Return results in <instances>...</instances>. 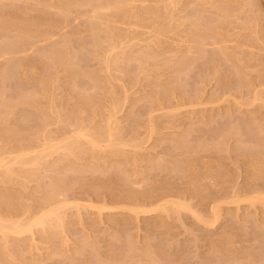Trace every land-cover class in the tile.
<instances>
[{
	"label": "rangeland",
	"instance_id": "374dc122",
	"mask_svg": "<svg viewBox=\"0 0 264 264\" xmlns=\"http://www.w3.org/2000/svg\"><path fill=\"white\" fill-rule=\"evenodd\" d=\"M106 1L0 0V27L7 21L16 22L15 27L13 22L6 23L5 29L1 27L7 31L6 36L0 30V42L7 40L0 43V49L4 43L11 48L6 49L10 53L2 51L4 55H0V102L4 103H0V158L5 159L0 167V218L26 225L34 223L28 231L4 232L6 238L0 231V264H38V261L39 264H97L100 258L104 263L99 264H107L110 260L123 262L129 251L136 256L131 254L133 258L128 253L127 260L116 264L134 261L147 264L145 257L148 264L150 261L154 264L148 258L150 251L160 258V264H264V164L259 172L261 163H256L257 173L262 172L263 176L258 177L260 174L253 170L254 161L262 158L260 153L264 154V0H129L125 4L128 11L96 9ZM61 10L65 12L62 14ZM95 11L100 12V19L91 17ZM2 17H6L5 21ZM92 22L98 31L93 29ZM27 36L35 38L28 40ZM52 52L55 60L49 61ZM101 54H106L109 61L102 56L106 59L103 62ZM7 61L8 72L11 69L14 73L4 74ZM103 63H110L107 66H112L111 69ZM13 66L16 68L12 69ZM80 89L88 94L86 98L82 99L85 95L80 93V96ZM24 94H29L31 101ZM115 102L118 104L113 106ZM77 130L88 134L81 137ZM109 130L112 137L105 140ZM43 132L48 134H45L48 139L43 137ZM76 136L82 139L84 149L89 147L78 154L82 157L77 158L76 154L67 157L61 146L60 151L57 149L65 138ZM94 138L100 143L96 149L90 143ZM20 152L24 159L39 154L42 163L24 165L20 162ZM257 154L261 156L259 159ZM251 156H256L251 161L253 166ZM172 160L178 164L180 161L181 166L174 162L180 166V172L174 171ZM204 160L210 161L213 171L221 161L224 171L218 168L211 175V170L205 168L208 174L203 170ZM70 165L80 168L74 171ZM246 165L252 175L246 172ZM8 168L14 171V175L10 173L16 175L15 179L24 178V185L4 176L9 175L5 173ZM200 171L208 177L203 176L204 183L200 181ZM253 171L258 178L249 177L254 175ZM218 172L223 175H216ZM53 177L55 182L62 180L63 189H60L62 194H56V199L52 197L50 201L45 196L48 192L45 185ZM197 182H201L198 187ZM95 185L100 187L99 191V187L94 189ZM208 189L213 192L209 193ZM113 190H119L120 196L124 192V198L118 195L120 199H117ZM126 190H132L134 195H128ZM125 194L133 197L126 200ZM160 202H167L172 211L161 206L149 210ZM59 204L67 205L62 207V221L59 216L57 221L55 215V220H51L55 213L50 215L51 219L48 217L56 223L49 224L52 226L49 231L53 230L50 236V232L44 233L48 231L46 228L50 229L47 225L50 221L46 225L42 223L44 226L36 225L35 218ZM173 205L180 206V212H174ZM216 210L219 212L214 213ZM162 223L166 228H161ZM222 232L235 237L230 247L237 251L226 249L230 248L226 247L230 237L224 240L227 234ZM218 235L220 238H215ZM131 241L144 259L137 257ZM217 243L222 251L216 247ZM146 245L151 248L148 247L149 252ZM224 249L228 250L227 255H222L227 252ZM128 257L135 260L132 262ZM141 258L145 260L143 263Z\"/></svg>",
	"mask_w": 264,
	"mask_h": 264
},
{
	"label": "bare ground",
	"instance_id": "6f19581e",
	"mask_svg": "<svg viewBox=\"0 0 264 264\" xmlns=\"http://www.w3.org/2000/svg\"><path fill=\"white\" fill-rule=\"evenodd\" d=\"M109 1H110V0H108V2H109ZM128 1H129V0H112V1H110L109 3L106 1V3H105L106 5H105V4L103 5V3H104V2H103V3L101 4V6L99 5L101 1H100V2L98 1L99 4L97 5V8H96V5H95V8L98 9L99 11H103V10H110V11H111V9H112L113 12H114V10H116V12H120L121 10L124 11V9H125V4H129V3H130V1H129V2H128ZM132 1H133V0H132ZM192 1H193V0H192ZM231 1H233V0H231ZM78 2H79V1H78ZM98 2H97V3H98ZM127 2H128V3H127ZM204 2H205V1H204ZM248 2H249V0H248ZM80 3H81V2H80ZM107 3H108V4H107ZM171 3H172V2H171ZM193 3H194V2H193ZM200 3H201V2H200ZM200 3H197V4H200ZM76 4H77V6L80 5V4H78V3H76ZM84 4H85V3H84ZM84 4H82V6H84ZM86 4H87V3H86ZM190 4H191V3H190ZM194 4H195V3H194ZM213 4H214V3H213ZM215 4H217V2H216ZM247 4H248V3H247ZM257 4H258V3H257ZM195 5H196V4H195ZM251 5H252V4H251ZM66 6H67V5H66ZM66 6H65V8H64V6H63V8L66 9ZM68 6H71V5H68ZM168 6H169V5H168ZM168 6H167V7H168ZM188 6H189V5H188ZM192 6H193V5H192ZM205 6H206V5H205ZM212 6L214 7V5H212ZM217 6H218V4H217ZM61 7H62V6H61ZM98 7H99V8H98ZM201 7H202V6H201ZM215 7H216V6H215ZM93 8H94V7H93ZM160 8H161V7H160ZM190 8H191V7H190ZM57 9H58V8H57ZM60 9H61V8H60ZM70 9H71V8H70ZM70 9H69V11H70ZM96 9H95V10H96ZM201 9H202V8H201ZM219 9H220V8H219ZM118 10H120V11H118ZM125 10H126V9H125ZM93 11H94V9H93ZM96 11H97V10H96ZM96 11H95V14H93L91 17L95 16L94 19H95V18H99V19H100V14H99L100 12L98 11L99 13H98V12L96 13ZM126 11H128V10H126ZM133 11H134V10H132L131 12H133ZM163 11H164V10H163ZM165 11L168 12L169 10L167 11V8H166ZM204 11H205V10H204ZM255 11H256V10H255ZM58 12L60 13V11H58ZM61 12H62V14H63V13L65 12V10H64V11L61 10ZM66 12L68 13L67 10H66ZM116 12H115V14H116ZM137 12H138V11H137ZM144 12H145V11H144ZM82 13H83V12H82ZM126 13H128V16H129V13H130V12H126ZM135 13H136V10H135ZM138 13H139V12H138ZM155 13L157 14V12H155ZM160 13H161V12H160ZM196 13H197V12H196ZM83 14H84V13H83ZM97 14H99V16H98ZM118 14H119V13H118ZM139 14H140V13H139ZM197 14H198V13H197ZM124 15L127 16V14H124ZM130 15H131V13H130ZM162 15H163V17H164L166 14H165V15L162 14ZM254 15H255V14H254ZM66 16H67V15H66ZM88 16H89V15H88ZM136 16H137V14H136ZM139 16H140V15H139ZM157 16H158V15H157ZM157 16H156V17H157ZM250 16H251V15H250ZM91 17H90V18H91ZM132 17H133V16H132ZM134 17H135V16H134ZM252 17L254 18L255 16H252ZM2 18H3V17H2ZM2 18H1V19H2ZM13 18H14V17H13ZM76 18H77V16H76ZM87 18H88V17H87ZM137 18H138V17H137ZM140 18H142V17H140ZM196 18H197V17H196ZM220 18H221V17H220ZM245 18H246V17H245ZM253 18H252V19H253ZM4 19H6V17H4L3 20H4ZM91 19H92V18H91ZM252 19H251V20H252ZM7 20H8V19H7ZM7 20H6V21H7ZM9 20H11V19H9ZM12 20H13V19H12ZM14 20H15V19H14ZM158 20H159V19H158ZM195 20H196V19H195ZM247 20H248V19H247ZM4 21H5V20H4ZM23 21H24V20H23ZM29 21H30V20H29ZM90 21H91V20H90ZM92 21H93L94 23L97 22V20H95L96 22H95L94 20H92ZM98 21H100V20H98ZM2 22H3V21H2ZM11 22H13V24L16 23L15 21H10V22L7 21V22L3 23V24L1 25V27L4 28V26H6V23H7V25H8V23L11 24ZM24 22H25V21H24ZM93 22H92V25H93ZM246 22H247V21H246ZM248 22L250 23V21H248ZM19 23H20V22H19ZM19 23H18V25H19ZM26 23H27V22H26ZM29 23H30V22H29ZM35 23H36V22H35ZM35 23H34V24H35ZM55 23H56V22H55ZM89 23H90V22H89ZM194 23H197V22H194ZM251 23H252V22H251ZM0 24H1V22H0ZM156 24H157V23H156ZM20 25H21V24H20ZM20 25H19V26H20ZM25 25H26V24H25ZM27 25H28V24H27ZM29 25H30V24H29ZM41 25H42V24H41ZM41 25L38 24V26H41ZM48 25H49V24H48ZM61 25H63V24H61ZM64 25H65V24H64ZM89 25H90V24H89ZM245 25H246V24H245ZM9 26H10V25H9ZM9 26H8V27H9ZM15 26H16V24L14 25V27H15ZM33 26H35V25H33ZM33 26H31V27H33ZM36 26H37V25H36ZM42 26H43V25H42ZM44 26H45V25H44ZM53 26H54V25H53ZM53 26H51V29H52ZM93 26L95 27L96 25L94 24ZM1 27H0V28H1ZM17 27H18V26H17ZM26 27H27V26H26ZM31 27L29 26L28 28L31 29ZM46 27H47V25H46ZM94 27H93V29H96V28H97V27H95V28H94ZM98 27H99V25H98ZM3 28H1L0 30H3ZM5 28H6V27H5ZM5 28H4V29H5ZM23 28H25V27H23ZM28 28H26V30H27ZM44 28H45V27H44ZM48 28H49V27H48ZM54 28H55V27H54ZM17 29H18V28H16V30H17ZM38 29H39V28H38ZM98 29H99V28H98ZM206 29H208V28H206ZM34 30H35V29H34ZM34 30H33V31L31 30L32 33L34 32ZM44 30L47 31V28L44 29ZM54 30H55V29H54ZM60 30H61V28H60ZM90 30H91V33L93 34V32H92L93 30L91 29V27H90ZM96 30H97V29H96ZM3 31H5V30H3ZM28 31H29V29H28ZM41 31H43V29H42ZM46 31H44V33H45ZM97 31H98V30H97ZM109 31H110V28H109ZM15 32H16V31H15ZM17 32H18V31H17ZM26 32H27V31H26ZM26 32H25V33H26ZM50 32H51V31H50ZM94 32H95V34H97L95 30H94ZM6 33H7V31H5L4 35H5ZM47 33H49V32H47ZM47 33H46V34H47ZM7 34H8V33H7ZM18 34H19V33H18ZM36 34H37V33H36ZM71 34H72V33H71ZM92 34H91V35H92ZM186 34H187V33H186ZM245 34H246V33H245ZM248 34H249V33H248ZM14 35H15V34H14ZM14 35H13V37H14ZM16 35H17V33H16ZM16 35H15V36H16ZM28 35H29V33H28ZM40 35L42 36V34H40ZM44 35H45V34H44ZM44 35H43V37H44ZM242 35H243V34H242ZM5 36H6V35H5ZM5 36H4V37H5ZM35 36H36V35H35ZM66 36H67V34H66ZM70 36H72V35H70ZM4 37H3V38H4ZM10 37H12V36H10ZM18 37H19V36H18ZM37 37H38V36H37ZM68 37H69V36H68ZM68 37L66 38V40L68 39ZM5 38H6V37H5ZM7 38H8V37H7ZM30 38H31V36H30ZM30 38H28V36H27L26 39L30 40ZM32 38H35V37H32ZM32 38H31V39H32ZM111 38H112V37H111ZM194 38H195V37H194ZM20 39H21V38H20ZM22 39H23V38H22ZM45 39H46V38H45ZM63 39H64V38H63ZM71 39H72V38H71ZM91 39H92V38H91ZM113 39H114V38H113ZM199 39H200V38H199ZM28 40H27V41H28ZM59 40H60V39H59ZM64 40H65V39H64ZM68 40H70V39H68ZM92 40H93V39H92ZM99 40H100V39H99ZM101 40H102V38H101ZM109 40H110V39H109ZM111 40H112V39H111ZM244 40H245V39H244ZM246 40H247V39H246ZM2 41H7V40H2ZM2 41L0 42L1 44H2ZM8 41H9V40H8ZM19 41H21V40H18V39H17L18 44L21 43V42H19ZM23 41H24V40H23ZM61 41H62V39H61ZM104 41H105V39H104ZM9 42H10V41H9ZM35 42H36V41H35ZM96 42H97V41H96ZM96 42H95V43H96ZM102 42H103V40H102ZM112 42H114V41L112 40ZM10 43H11V42H10ZM15 43H16V39H15ZM29 43H30V42H29ZM65 43H66V41H65ZM97 43H98V42H97ZM109 43H110V42H109ZM195 43H196V42H195ZM195 43H194V44H195ZM34 44H35V43H34ZM36 44H37V43H36ZM36 44H35V45H36ZM63 44H64V43H62V45H63ZM241 44H242V43H241ZM3 45H5V47H3ZM3 45H1V46H2L3 48H5V50H4L2 47H1L2 50L0 49V50H1L0 55L2 54V56L7 52L6 49H7V50H10V49H11L9 46H7L8 43H7V44L4 43ZM16 45H17V43L15 44V46H16ZM26 45H27V44H26ZM65 45L67 46V43H66ZM112 45H113V47H114V48H113V50H114V49L116 48V47L114 46L115 44H112ZM66 46H65V47H66ZM200 46H201V45H200ZM7 47H8V48H7ZM17 47H19V46H17ZM26 47H27V46H26ZM30 47H31V46H30ZM90 47H93V46L90 45ZM99 47H100V45H99ZM99 47H97V48H99ZM9 48H10V49H9ZM22 48H23V47H22ZM50 49H51V48H50ZM52 49H53V48H52ZM91 49H92V48H91ZM95 49H96V48H95ZM110 49H112V48H110ZM45 50H46V49H45ZM66 50H67V48H66ZM66 50H64V51H66ZM98 50H100V49H98ZM189 50H190V49H189ZM189 50H188V51H189ZM2 51L4 52V54H3ZM5 51H6V52H5ZM11 51H12V50H11ZM93 51H94V50H93ZM204 51H205V50H204ZM204 51H203V52H204ZM12 52H13V51H12ZM45 52H47V51H45ZM94 52H95V51H94ZM94 52H93V53H94ZM111 52H112V51H111ZM223 52H224V50H223ZM226 52H227V51H226ZM8 53H10V52L8 51L6 54H8ZM53 53H54V52H52V54H51L50 56H52ZM55 53H56V52H55ZM66 53H67V52H66ZM107 53H110V52L108 51ZM220 53H221V52H220ZM40 54H41V53H40ZM56 54H57V53H56ZM60 54H61V53H60ZM60 54H59V55H60ZM62 54H63V53H62ZM62 54H61V56H62ZM69 54H70V53H69ZM69 54H67V55H69ZM111 54H112V53H111ZM111 54H109V55H107V56L109 57ZM224 54H225V53H224ZM224 54H223V55H224ZM70 55H71V54H70ZM96 55H97V54H96ZM105 55H106V54H105ZM105 55H102V54H101V58H102V56H103V57H106ZM113 55H115V54H113ZM117 55H118V54H117ZM179 55H180V54H179ZM188 55H189V54H188ZM53 56H54V55H53ZM53 56L49 59V61H50L51 59H54V60H55V57H53ZM61 56H60V57H61ZM72 56H73V55H72ZM98 56H99V54H98ZM182 56H183V55H182ZM186 56H187V55H186ZM186 56H185V57H186ZM10 57H11V56H10ZM10 57H9V58H10ZM45 57H46V56H45ZM58 57H59V56H58ZM74 57H75V56H74ZM111 57H112V56H111ZM114 57H115V56H114ZM114 57H113V60H114ZM126 57H127V56H126ZM47 58H49V57H47ZM62 58H63V56H62ZM106 58H107V57H106ZM137 58H138V57H137ZM180 58H181V57H180ZM182 58H183V57H182ZM12 59H13V58H12ZM12 59H11L10 62H9L10 65H11V64L13 65V62H12V61H14V60H12ZM57 59H58V58H57ZM107 59H108L107 61H109V58H107ZM125 59H126V58H125ZM177 59H178V58H177ZM190 59H191V56H190ZM190 59H189V60H190ZM8 60H9V59H8ZM58 60H60V58H59ZM58 60H57V62H58ZM103 60H104V58H102V61H103ZM105 60H106V59H105ZM105 60H104V61H105ZM110 60L112 61V58H111ZM183 60H184V59H183ZM60 61H61V60H60ZM63 61H64V60H63ZM73 61H75V60H73V58H72V62H73ZM104 61H103V62H104ZM127 61H130V60H128V58H127ZM140 61H141V59H140ZM11 62H12V63H11ZM55 62H56V61H55ZM57 62H56V63H57ZM65 62H66V61H65ZM65 62H64V63H65ZM175 62H176V61H175ZM188 62H190V61H188ZM56 63H55L54 65H56ZM61 63H62V62H61ZM73 63H74V62H73ZM113 63H115V61H113ZM113 63H112V64H113ZM177 63H178V62H177ZM177 63H176V64H177ZM6 64H7L8 66L6 67L5 72L3 71L4 68H5V66H4L3 69H2V73L4 72V74L6 73V71L8 72L9 67H10L9 64H8V61H7ZM6 64H5V65H6ZM17 64H18V63H17ZM20 64H21V62H20ZM20 64H19V65H20ZM49 64L52 65V63H50V62H49ZM70 64H71V63H70ZM103 64H104V63H103ZM109 64H110V63H108L107 65H109ZM185 64H187V63H185ZM12 65H11V67H12ZM57 65H58V64H57ZM57 65H56V66H57ZM104 65H106V63H105ZM107 65H106V66H107ZM16 66H18V65H16ZM66 66H67V65H66ZM69 66H70V65H69ZM106 66H105V68L108 67V69H111V67H112V66H111V67H110V66H107V67H106ZM124 66H125V65H124ZM22 67H23V66H22ZM52 67H53V66H52ZM109 67H110V68H109ZM181 67H182V66H181ZM189 67H190V66H189ZM7 68H8V69H7ZM14 68H16V67L13 66L12 69H14ZM49 68H51V66H50ZM53 68H54V67H53ZM56 68H57V67H56ZM68 68H69V67H68ZM187 68H188V67H187ZM182 69H183V68H182ZM106 70H107V69H106ZM184 70H185V69H184ZM10 71H11V69H10ZM10 71H9L8 73H10ZM107 71H108V70H107ZM110 71H111V70H110ZM14 72H15V71H14ZM14 72L11 71V73H14ZM109 73L112 74V72H109ZM109 73H108V74H109ZM6 75H7V74H6ZM6 75H5V76H6ZM5 76H4V77H5ZM111 76H112V75H111ZM2 77H3V76H2ZM91 78H92V77H91ZM111 78H112V77H111ZM176 78H177V77H176ZM53 79H54V78H53ZM55 79H56V78H55ZM74 79H76V78H74ZM74 79H73V81H74V84H75L76 80H74ZM97 80H98V79H97ZM56 81H57V80H56ZM56 81H55V82H56ZM90 81H91V80H90ZM178 81H179V80H178ZM98 82H99V81H98ZM180 82H181V80H180ZM182 82H183V81H182ZM182 82H181V84H182ZM76 84H77V83H76ZM181 84H180V85H181ZM78 85H79V84H78ZM78 85H76V86L78 87ZM93 85H94V84H93ZM76 86H75V87H76ZM73 87H74V85H73ZM77 87H76V88H77ZM83 88H84V87H83ZM93 88H94V86H93ZM93 88H91V89H93ZM76 90H77V89H76ZM81 90L83 91L84 89H80V92H78V91H77V92L80 94V93H82ZM89 90H90V89H89ZM94 90H95V89H94ZM94 90H92V91H94ZM114 91H115V90H114ZM86 92H88V91H86ZM90 92H91V91H90ZM115 92H116V91H115ZM28 93H29V92H28ZM43 93H44V92H43ZM50 93H51V92H50ZM84 93H85V91L82 93V95H83ZM35 94H36V93H35ZM52 94H53V93H52ZM86 94H87V93H86ZM86 94H84L85 96H83L82 99H83V98H86ZM116 94H118V93H116ZM24 95H25V94H24ZM82 95L80 94V96H82ZM87 95H88V94H87ZM90 95H91V94H90ZM93 95H94V94H93ZM113 95H114V94H113ZM21 96H23V95H21ZM25 96L28 98L30 95L28 94V96H27V95H25ZM91 96H92V95H91ZM91 96H90V97H91ZM94 96H95V95H94ZM94 96H93V97H94ZM19 97H20V96H19ZM23 97H24V96H23ZM26 97H25V98H26ZM31 97H32V96H31ZM50 97H51V96H50ZM87 97H89V96H87ZM93 97H92V99H93ZM114 97H117V96H116V95L113 96V100H112V102L114 101ZM21 98H22V97H21ZM21 98H20V99H21ZM111 98H112V97H111ZM28 99H29V98H28ZM28 99H27V100L25 99V100L28 102ZM2 100H3V99H2ZM54 100H55V99H54ZM87 100H88V99H87ZM22 101H23V98H22ZM22 101H21V102H22ZM29 101H31V100L29 99ZM51 101H52V100H51ZM116 101H117V99H116ZM6 102H7V101H6ZM9 102H10V101H9ZM23 102H24V101H23ZM52 102H53V101H52ZM88 102H89V100H88ZM92 102H93V101H92ZM92 102H91V103H92ZM117 102L119 103V101H117ZM117 102H115L116 104H115V103H112L113 106H114V105H117V104H118ZM0 103H3V102H0ZM17 103H18V101H17ZM30 103H31V102H30ZM83 103H84V101H83ZM93 103H94V102H93ZM3 104H4V103H3ZM10 104H11V103H10ZM15 104H16V103H15ZM15 104H14V105H15ZM18 104H19V103H18ZM33 104L35 105V102H34ZM52 104H53V103H52ZM7 105H9V104H7ZM12 105H13V104H12ZM12 105H11V106H12ZM31 105H32V103H31ZM34 105H33V106H34ZM53 105H54V104H53ZM84 105H85V104H84ZM38 106H39V105H37L36 109L39 108ZM77 107H78V106H77ZM13 108H14V107H13ZM13 108L11 107L12 110H13ZM51 108H52V107H51ZM81 108H82V107H81ZM81 108H80V111H82V112L84 113V111H83ZM4 109H5V108H4ZM42 109H43V108H42ZM78 109H79V107H78ZM87 109H88V108H87ZM5 110H6V109H5ZM45 110H46V109H45ZM51 110H52V109H51ZM84 110H86V109H84ZM13 111H14V110H13ZM41 111H42V110H41ZM49 111H50V110H49ZM78 111H79V110H78ZM85 112H86V111H85ZM2 113H5V112L3 111ZM6 113H7V111H6ZM10 113H12V112H10ZM10 113H9V114H10ZM45 113H47V112H45ZM40 114H41V113H40ZM22 115H23V114H22ZM50 115H51V113H50ZM50 115H49V117H50ZM73 115H74V114H73ZM73 115H71V116H73ZM41 116H42V115H41ZM69 116H70V115H69ZM69 116H68V117H69ZM22 117H23V116H22ZM46 117H47V116H46ZM63 118H64V117H63ZM47 119H48V117H47ZM64 119H65V118H64ZM66 119H67V118H66ZM68 119H69V118H68ZM70 119H71V117H70ZM75 119H76V118H75ZM75 119H73V120L75 121ZM61 120H62V119H61ZM65 122H67V120H66ZM70 123H71V122H70ZM74 123L77 124V122H74ZM74 123H72V124H74ZM235 127H237V126L235 125ZM238 128H239V127H238ZM79 129H80V128H79ZM80 130H81V129H80ZM83 130H85V129H83ZM97 130L99 131V129H97ZM77 131H78V132H77L78 135L80 134L81 137L83 136V135H81V134H83V133H84V136H86V134H88L87 132L85 133L84 131H79V130H77ZM93 131H94V130H93ZM89 132H90V131H89ZM109 132H110V130H109V131L107 132V134H106V135H108L109 137L107 136V138H106L105 136H103V137H105V138H104L105 140L108 139V138L110 139V138L112 137V136H110L112 132H111L110 134H109ZM98 133H99V132H98ZM100 133H101V131H100ZM45 134H46V133H45ZM45 134H44V132H43V137H44ZM103 134H105V133H103ZM112 134H113V133H112ZM115 134H116V133H115ZM46 135L48 136V134H46ZM46 135H45V137H46V139H48V137H47ZM89 135H91V134H89ZM94 135H95V133H93V136H94ZM96 135H98V134H96ZM101 135H102V134H101ZM51 136H52V135H51ZM51 136L49 135V137H51ZM80 136H76V137H74V138H69V139H68V138H65L66 141H65V139H64V141L61 142L60 145H58L57 149L59 148V146H61V149L63 148V149H62V151L64 152L63 154L66 155V156H67V155H70V156H71V154H72L73 156L76 154L75 156H77V155L80 154V153H81V154L84 153V150H86L87 147L84 149L85 146H83L82 139L80 138ZM87 136H88V135H87ZM99 136H100V135H99ZM97 137H98V136H97ZM97 137H96V138H97ZM55 138H56V137H55ZM96 138L91 139V141H90V143H91V145H92L91 148L96 149V147L98 146V144H100V143H98L99 141H97L98 139H96ZM100 138H101V137H100ZM44 139H45V138H44ZM50 139H51V138H50ZM18 140H19V139H18ZM52 140H53V139H52ZM52 140H51V141H52ZM221 141H222V140H221ZM47 142H48V141H47ZM217 142H219V141H217ZM244 142H245V141H244ZM248 142H249V141H248ZM45 143H46V140H45ZM122 143H127V141H126V142H122ZM251 143L253 144V142H251ZM216 144H217V143H216ZM220 144H221V143H220ZM222 144H223V143H222ZM222 144H221V145H222ZM123 145H124V144H123ZM125 145H126V144H125ZM218 145H219V143H218ZM253 145H254L253 147H255V144H253ZM56 146H57V145H56ZM56 146H54V147H56ZM87 146H88V145H87ZM246 146H247V145H246ZM256 146H257V145H256ZM98 147H99V146H98ZM98 147H97V148H98ZM247 147H248V146H247ZM257 147H259V146H257ZM21 148H22V147H21ZM21 148H20V149H21ZM88 148H89V147H88ZM88 148H87V149H88ZM263 148H264V147H263ZM54 149H55V148H54ZM94 149H93V150L91 149V150L94 151ZM21 150H23V149H21ZM21 150H20V151H21ZM258 150H260V149H258ZM57 151H58V150H57ZM59 151H60V148H59ZM86 151H87V150H86ZM0 152H1V151H0ZM24 152H25V151H24ZM24 152H23V153H24ZM94 152H95V151H94ZM195 152H196V151H195ZM250 152H251V151H250ZM256 152H259V151H255V153H256ZM260 152H262V151L260 150ZM260 152H259V153H260ZM21 153H22V152H20V157H21L20 160H21V161H20V160H19V161L22 162V164H24V165H25V164H28V163H29V164L31 163V165H32L33 163H35V164H37V163H38V164H41V163H42V162H41L42 160H40L41 157H39V154H38V156L36 155L34 158L31 157V159L26 158V156H25V154H24V156H25V159H24V157L22 158ZM59 153H60V152H59ZM253 153H254V152H253ZM253 153H252V154H253ZM255 153H254V155H255ZM260 154H261L262 158L259 159V157H261V156H259V154H257V155H258L257 158H258L259 160L256 159L257 162H256V160H255L254 163H253V164H255V165H254L255 167H256V166H257V167L260 166V167L258 168L259 170L257 169V167H256V168H255V167L253 168V170H254V169H255V170L257 169L259 172H260V170H261L262 165L264 164V162H263V161H264V157H263L264 154H263V153H260ZM262 154H263V155H262ZM83 155H84V154H83ZM250 155H251V153H250ZM257 155H256V156H257ZM40 156H41V154H40ZM66 156H64V157L67 158L68 156H67V157H66ZM70 156H69V157H70ZM80 156H81V155H78L77 158H79ZM256 156H251V157H252V159L250 158V163H251V165H252V162H253L252 160L255 159ZM16 157H17L16 159L18 160V159H19V158H18V155H16ZM64 157H62V158H64ZM81 157H82V156H81ZM253 157H255V158H253ZM1 158H2V157H1ZM1 158H0V167H1V165L4 166V164H5V161H4L5 159H3V158L1 159ZM38 158H39V159H38ZM65 158H64V159H65ZM210 158H211V157H210ZM22 159L25 160V161H22ZM32 159H33V160H32ZM199 159H200V158H199ZM212 159H213V158H212ZM246 160H247V159H246ZM248 160H249V159H248ZM248 160H247V161H248ZM26 161H27V162H26ZM38 161H39L40 163H39ZM172 161H173V160H172ZM193 161H194V160H193ZM205 161H206V160H204V163H205L204 165H206V166H203V167H204L203 170H205V171L207 172L206 169H208L209 171H210L211 169H213L212 166H211L210 161H208V160H207L206 162H205ZM251 161H252V162H251ZM258 161L261 163V165H259V166H258V164H259ZM24 162H25V163H24ZM174 162L177 163V165H180V161H179V164H178V162H176L175 160L173 161V163H174ZM220 162H221V161H220ZM220 162L218 161V164L215 165V167L217 166V167H216L217 169H215V170H218V168H222L223 163L220 165ZM262 162H263V163H262ZM74 163L76 164V162H74ZM156 163H158V162L156 161L155 164H156ZM164 163H165V161H164ZM166 163H167V162H166ZM173 163H171V165H172ZM175 163H174L173 167L175 166L177 169L175 168L174 171L180 172V169H181V168H179V167H180L181 165H180L179 167H177V166L175 165ZM216 163H217V161H216ZM256 163H258V164H256ZM169 164H170V163H169ZM169 164H168V166H169ZM247 164H248V162H247ZM47 165H50V164H47ZM68 165H69V164H68ZM72 165H73V164H72ZM88 165H89V168L91 169L92 166L90 167V164H88ZM114 165H115V164H114ZM116 165H117V164H116ZM162 165H163V164H162ZM218 165H219V167H218ZM251 165H248V166H251ZM117 166H118V165H117ZM155 166H156V165H155ZM157 166L159 167V164H157ZM220 166H221V167H220ZM252 166H253V165H252ZM72 167H73V168H72ZM118 167H119V166H118ZM120 167H121V165H120ZM120 167H119V168H120ZM160 167H161V165H160ZM164 167H165V166H164ZM166 167H167V166H166ZM169 167H170V166H169ZM215 167H214V168H215ZM224 167H225V166H224ZM44 168H45V167H44ZM70 168H71L72 170L74 169V171H75V169L77 170V168H78V170H79L80 165H79V167H77V168H75L74 166H71V165H70ZM81 168L83 169L84 167H81ZM167 168H168V167H167ZM171 168H172V167H171ZM194 168H195V167H194ZM196 168H199V167H196ZM205 168H206V169H205ZM262 168L264 169V167H262ZM82 169H81V170H82ZM173 169H174V168H173ZM173 169H170V171H172ZM200 169H201V168H199V170H200ZM222 169H223V168H222ZM222 169H221V171H224V169H223V170H222ZM225 169H227V168H225ZM248 169H249V167H248ZM0 170H1V169H0ZM78 170H77V171H78ZM178 170H179V171H178ZM191 170H194V171H195V169H193V167H192ZM201 170H202V169H201ZM215 170H214V171H215ZM227 170H228V169H227ZM250 170H252V169H250ZM257 170H256V173H257ZM31 171L33 172V169H32ZM61 171H62V170H61ZM196 171H198V170H196ZM214 171L211 170V171H210V174H211V175H215L216 172L214 173ZM261 171H262V170H261ZM6 172H8V173H6ZM10 172L12 173V172H14V171L11 170V168H10V169L8 168V170H6L5 173H6V174H9L10 177H9V175H4V176H7L8 179L11 178V177H13L12 179H13V180H17V181H19V179H21V178H19L20 176L17 177V178H19V179H15V178H16V177H15L16 175L13 176L15 173H12L13 175L11 176V173H10ZM34 172H36V171H34ZM58 172H59V171H58ZM198 172H199V171H198ZM206 172H204V171L201 172V171H200V173H201L202 175H201L200 173H197V174H196L197 176H198V174H200V175L202 176V177H201V176L199 175V179H200V177H201L200 181L202 180L203 183H204L203 176H204V178H205V176L207 177ZM211 172H213V173H211ZM228 172H229V170H228ZM246 172H247V165H246ZM249 172H251V171H248V172H247L248 175H252V172H251L250 174H249ZM254 172H255V171H253V174H254ZM28 173H30L31 176H34V175H35L34 173H31V172H29V171H28ZM59 173H60V172H59ZM62 173H63V172H62ZM195 173H196V172H195ZM207 173H208V172H207ZM219 173H220V174H219ZM222 173H223V172H218V174H216V175L221 176ZM224 173H226V172H224ZM256 173H255L253 176H249V177H255V178H258L259 176L261 177V175L264 173V171H263V173L261 172V174H260V173H257V174H260V175H257L258 177L256 176ZM32 174H34V175H32ZM193 174H194V172H193ZM203 174H205V175H203ZM208 174H209V173H208ZM226 174H228V173H226ZM196 175H194V176H196ZM222 175H223V174H222ZM228 175H230V174H228ZM248 175H247V176H248ZM24 176H29V174H28V175L25 174ZM35 176H36V175H35ZM57 176H60V175H57ZM61 176H62V175H61ZM262 176H263V175H262ZM22 177H23V176H22ZM29 177H30V176H29ZM191 177H192V176H191ZM214 177H215V176H214ZM214 177H213V178H214ZM217 177H218V176H217ZM26 178L28 179V177H26ZM55 178H56V177H55ZM55 178L53 177V179H52L51 181L53 182V181L55 180ZM61 178H63V177H60V179H61ZM196 178H197V177H196ZM207 178H208V177H207ZM207 178H206V179H207ZM210 178H211V177H210ZM12 179H11V180H12ZM214 179H215V178H214ZM57 180H59V179H57ZM190 180H191V179H190ZM194 180H195V179H194ZM20 181H21V180H20ZM20 181H19V182H20ZM23 181H24V178H23V180L21 181L22 185H24L23 183H25V182H23ZM25 181H26V180H25ZM196 181H197V180H196ZM198 181H199V180H198ZM257 181H258V180H257ZM52 182H50V183H48L47 185H45V187L47 186V190H48L47 194L45 193V194H46L45 196H48L49 199L52 198V197H53V199H56V198H54V197H57V195L62 194V192L60 191V189H61L60 187L63 186V184H62L63 182H62V180H61L59 183H58V181H56V182L58 183V185L55 184V183H56L55 181H54V183H52ZM133 182H134V181H133ZM133 182H132V183H133ZM190 182H191V181H190ZM253 182L255 183V182H256V179H255ZM253 182H251V183H253ZM134 183H135V182H134ZM193 183H194V182H193ZM199 183H201V182H199ZM199 183L197 182V187H198L199 185H201V184H199ZM203 183H202V185H205V184H203ZM50 184H51V185H50ZM61 184H62V185H61ZM194 184H195V183H194ZM194 184H193V186H194ZM198 184H199V185H198ZM48 185H49V186H48ZM190 185H191V184H190ZM219 185H220V184H219ZM96 186H97V185H95V188H94L95 190L99 187V186H98V187H96ZM205 186H206V185H205ZM220 186H221V185H220ZM38 187H39V184H38ZM40 187H42V186H40ZM40 187H39V188H40ZM43 187H44V186H43ZM48 187H49V188H48ZM58 187H59V188H58ZM194 187H195V186H194ZM197 187H196V188H197ZM203 187H204V186H203ZM203 187L201 186L200 188H203ZM108 188H109V187H108ZM191 188H192V186H191ZM196 188H195V189H196ZM205 188H208V186L205 187ZM62 189H63V188H62ZM62 189H61V190H62ZM112 189H113V186H112ZM192 189H193V188H192ZM192 189H191V190H192ZM195 189H194V190H195ZM41 190H42V189H41ZM99 190H100V187H99L98 191H99ZM128 190H129V189H128ZM128 190H126L125 193H127L128 195H129V193H130V195H131V194H132V193H131L132 190H131V192H129ZM204 190H206V189H204ZM118 191H119V190H118ZM118 191H114V190H113V192H116V193H117ZM127 191H128V192H127ZM196 191H197V190H196ZM196 191H195V193H196ZM199 191H200V190H199ZM201 191H202L201 193L204 192L203 190H201ZM209 191H211V193L213 192V190H209V189H208V192H209ZM40 192H41V191H40ZM45 192H46V191H45ZM96 192H97V191H96ZM122 192H123V191H121L120 193H122ZM208 192L206 191V193H208ZM116 193H114V194H116ZM201 193H200V194H201ZM209 193H210V192H209ZM56 194H57V195H56ZM122 194H124V192H123ZM122 194H121V196H122V198H124V197H123L124 195H122ZM198 194H199V193H198ZM204 194H205V192H204ZM204 194H203V195H204ZM43 195H44V193H43ZM118 195H119V197L121 198V196H120L119 193L116 194V198H117ZM125 195H126V194H125ZM128 195H126V196H128ZM132 195H134V194H132ZM205 195H208V194H205ZM45 196H43V197H45ZM114 196H115V195H114ZM201 196H202V195H201ZM119 197H118V198H119ZM130 197L132 198L133 196H128V198H127V197H125V198H127L126 200H128ZM202 197H203V196H202ZM202 197H201V198H202ZM206 197H207V196H206ZM116 198H114V199H116ZM118 198H117V199H118ZM120 198H119V199H120ZM44 199H46V198H44ZM49 199L47 198V200H49ZM123 200H124V199H123ZM261 200H262V199H261ZM50 201H51V199H50ZM52 201H54V200H52ZM117 201H119V200H117ZM121 201H122V199H121ZM129 201H131V199H130ZM263 201H264V199H263ZM44 202H49V201H45V200H44ZM119 202H120V201H119ZM123 202H125V200H124ZM261 202H262V201H261ZM151 203H152V202H151ZM158 204H159V205H157V206H155V207H152V208L149 209V210L157 209L158 206H161V209L164 207V208H165L164 210H166V208H169L170 210L167 209L168 211H172V209H173V208H171V207L169 206V204H168L167 202H163V203L160 202V203H158ZM64 205H67V204H62V205L59 204V205H57V207L55 206L52 210H49V212L46 211V212H44L43 214H41V216H43V217L39 216V218H38V217L35 218L36 220H35V219H34V220H35V222H37L36 225H38V223H39V225L42 224V223H43L44 225H46L47 222H49V221H50V222L47 224L48 226H49L50 223H51V225H52V223H53V224H56V223H54V222H51V220H55V219H53V218L55 217V218H57V221H58V217H57V216L61 217V220H60V221H62V218H63L62 215H63V214L61 215V213H62V209H63L62 207H63ZM173 207H175V209L173 210L174 212H175V210L180 212V210H181V209H180V206H178V205H173ZM176 207H177V209H176ZM103 208H104V207H103ZM135 209H136V208H135ZM159 209H160V208H159ZM161 209H160V210H161ZM179 209H180V210H179ZM216 209H218V208H216ZM157 210H158V209H157ZM216 211H217V210H216ZM216 211H215L214 213H218V212H219V210H218L217 212H216ZM135 212H136V211H135ZM52 213H55V214H52ZM51 214H52V215H51ZM178 214H179V213H178ZM50 215L52 216V219L50 218ZM53 215H55V216L53 217ZM156 215H157V214H156ZM216 215H217V214H216ZM8 217H9V216H8ZM48 217H49L51 220H50ZM110 217H111V216H110ZM5 218H6V219H5ZM5 218H3V216H1V218H0V219L4 220V221H0V231L3 232V234H1L2 236H4V235L7 236L6 233H4V232L16 231L17 233H20V231H21V232H24V230L28 231V230L31 229L30 225H33V224H34V223H32V224H30V225H26L25 222H24V224H25V225H24V224H22V221H13V220H9L10 218H7V217H5ZM114 218H115V217H114ZM114 218H113V216H112V221L114 220ZM12 219H13V217H12ZM48 219H49V220H48ZM59 219H60V218H59ZM109 219H110V218H109ZM159 219H161V218H159ZM18 220H19V219H18ZM34 220H33V222H34ZM115 220H118V218L115 219ZM161 220H162L163 222L165 221V220H163V218H162ZM161 220H160V221H161ZM60 221H59V222H60ZM119 221H120V220H119ZM119 221H117V222H119ZM155 221H156V220H155ZM155 221H154V222H155ZM114 222H115V221H113V223H114ZM154 222H151V223H154ZM156 222H159V221H156ZM156 222H155V226H156V225L158 226V224H159L160 222H159L158 224H157ZM151 223H150V224H151ZM167 223H168V222H167ZM43 224H42V226H44ZM116 224H117V223H116ZM162 224H163V223H162ZM162 224H160L159 227H161ZM165 224H166V223H165ZM169 224H170V223H169ZM166 225H167V224H166ZM170 225H171V224H170ZM153 226H154V225H153ZM153 226H152V227H153ZM164 226H165V225L163 224V227H161V228H166V226H165V227H164ZM29 227H30V228H29ZM49 227H50V229L45 227L46 230L48 229V231L45 230L46 232H44V233L50 232V234H49V233H48V234H49L50 236H53V235H52V234H53V230H52V231H49V230H51V227H52V226H49ZM54 227H55V225H54ZM56 227H57V225H56ZM159 227H158V228H159ZM167 227H168V225H167ZM171 227H172V226H171ZM28 228H29V229H28ZM154 228H155V227H154ZM156 228H157V227H156ZM168 229H169V227H168ZM171 229H172V228H171ZM171 229H170V230H171ZM157 230H159V229H157ZM228 230H230V229H228ZM232 230H233V229H232ZM232 230H231V231H232ZM166 231H167V233H168V232L170 233V231H168V230H166ZM166 231H165V232H166ZM171 231H172V230H171ZM165 232H164V233H165ZM229 232H230V231H229ZM13 233H14V232H13ZM222 233H224V232H222ZM7 234H8V233H7ZM48 234H47V235H48ZM54 234H55V232H54ZM219 234H220V233H219ZM224 234H227L226 237H223L224 240H225V238L230 237V234H229L228 232H225ZM235 234H237V232H236ZM47 235H46V237H47ZM228 235H229V236H228ZM237 235H238V234H237ZM237 235H236V237H238ZM5 236H4V238H6ZM220 236H221V234H220ZM223 236H224V235H223ZM48 237H49V236H48ZM213 237H214V236H213ZM213 237H212V238H213ZM231 237H232V238H231ZM231 237H230V240H229V238H228V241L230 242V244H228L229 246L227 245L226 247H230V245H231V243H232L231 239L235 238L234 236H231ZM215 238H220V237H219V235H218V237H215ZM221 239H222V236H221ZM221 239H220V240H221ZM236 239H237V238H236ZM236 239H235V240H236ZM213 240H215V239H213ZM213 240H212V241H213ZM220 240H219V241H220ZM226 240H227V239H226ZM235 240H234V241H235ZM219 241H218V243H219ZM131 242L133 243V245H135L133 241H131ZM215 242H217V241H215ZM222 242H223V241H222ZM226 242H227V241H226ZM129 243H130V242H129ZM147 243H148V242H147ZM147 243H146V244H147ZM211 243H212V242H211ZM218 243H217V245H218ZM220 243H221V242H220ZM220 243H219V244H220ZM224 243H225V242H224ZM227 243H228V242H227ZM227 243H225V244H227ZM233 243H234V242H233ZM148 244H149V243H148ZM222 244H223V243H221L220 245H222ZM225 244H224V246H225ZM143 245H144V244H143ZM212 245H213V244H212ZM212 245H211V246H212ZM220 245H218V246L215 245V246H216L217 248L219 247V249H220V248H221ZM232 246H233V245H232ZM76 247H77V246H76ZM129 247H130V249H131V243L129 244ZM129 247H127V249H128ZM133 247H134V249H135V250H134L135 253H137L138 249H137V251H136V248H135L136 245L133 246ZM133 247H132V248H133ZM137 247H138V246H137ZM143 247H144V246H143ZM145 247H147V249H146L147 251H148V247H149V249L151 250L150 246H147V245H146ZM145 247H144V248H145ZM213 247H214V246H213ZM226 247H225V248H226ZM233 247H235V244H234ZM233 247H232V248H233ZM138 248H139L140 250H142L140 247H138ZM214 248H215V247H214ZM236 248H237V247H236ZM212 249H213V248H212ZM215 249H216V248H215ZM215 249H214L213 251H215ZM219 249H216L218 253H219V251L221 250V249H220V250H219ZM222 249H223V248H222ZM226 249L232 250V252H234L235 250L237 251V249H235V248H234L235 250L233 251V249H231V247H230V248H226ZM226 249H224V251H225ZM79 250H81V249H79ZM146 250L143 249V251H146ZM150 250H149V251H150ZM152 250H153V248H152ZM56 251H57V250H56ZM143 251H141V252H143ZM147 251H146V252H147ZM149 251H148V252H149ZM221 251H222V250H221ZM221 251H220V252H221ZM226 251H227V252H226V253H223L222 255H224V254L227 255V253H229L228 250H226ZM53 252H54V251H53ZM53 252H52V254H53ZM77 252H80V251H77ZM131 252H133L132 249H131ZM146 252H145V253H146ZM150 252L152 253V254L150 253V254L152 255V259H151V255H150V254L148 255V258H149V256H150V260H153L152 263L157 264V263L159 262V264H160V262H162V261L160 260V258L157 259L156 254H153L154 252H152V251H150ZM217 252H216V253H217ZM57 253H58V252H57ZM128 253H129V256H131V254H132V255L134 254V253H131V254H130V251H129V252H126V258H127V254H128ZM143 253H144V252H143ZM145 253H144V254H145ZM155 253H156V252H155ZM211 253H212V250H211ZM211 253H209V254H211ZM54 254H56V252H54ZM54 254H53V255H54ZM144 254H143V255H144ZM134 255H135V254H134ZM134 255H133V256H134ZM137 255H139V256H137L138 258L141 256V254H138V253H137ZM153 255H154L155 257H154ZM214 255H215V254H214ZM220 255H221V253H220ZM133 256H131V257H133ZM135 256H136V255H135ZM141 257H143V256H141ZM234 257H235V256H234ZM126 258H125V259H126ZM128 258H129L128 260H130V257H128ZM133 258H134V257H133ZM133 258H132V259H133ZM138 258H137V259H138ZM145 258H146V259H145V260H146L145 263L148 264L149 261L147 262V257H145ZM154 258L157 259L158 261L156 260L157 262H155V261H154ZM100 259H101V258H100ZM100 259H98L97 264H99L98 262H102V261H104V259H103L102 261H100ZM125 259H124V261H125ZM137 259H136V260H137ZM139 259H140V258H139ZM143 259H144V257H143ZM143 259L141 258V261H142ZM105 260H107V259H105ZM126 260H127V259H126ZM133 260H135V259H133ZM133 260H130V261L133 262ZM145 260H143V261H145ZM159 260H160V261H159ZM235 260H236V259H235ZM237 260H239V259H237ZM237 260H236V261H237ZM108 261H109V260H108ZM118 261H121V260H117V262H118ZM124 261H123V262H124ZM130 261H129V262H130ZM141 261H140V262H141ZM143 261H142L141 263H143ZM34 262H35V261H34ZM39 262H40V261H38V264H39ZM117 262H115V260H114V263H113V262H111V260H110V263L107 262V264H116ZM123 262L121 261V263H123ZM137 262H139V260H138ZM240 262H241V260H240ZM247 262H249V261H247ZM40 263H41V262H40ZM75 263H76V262H75ZM102 263H104V262H102ZM102 263H100V264H102ZM105 263H106V262H105ZM119 263H120V262H119ZM125 263H126V262H125ZM31 264H32V263H31ZM33 264H34V263H33ZM35 264H37V263L35 262ZM126 264H128V262H127ZM131 264H132V263H131ZM133 264H135V261L133 262ZM136 264H138V263H136ZM149 264H151V261H150ZM161 264H163V263H161ZM240 264H241V263H240Z\"/></svg>",
	"mask_w": 264,
	"mask_h": 264
}]
</instances>
